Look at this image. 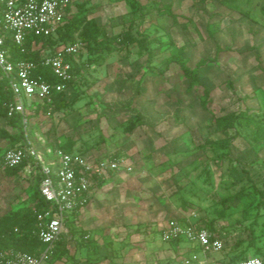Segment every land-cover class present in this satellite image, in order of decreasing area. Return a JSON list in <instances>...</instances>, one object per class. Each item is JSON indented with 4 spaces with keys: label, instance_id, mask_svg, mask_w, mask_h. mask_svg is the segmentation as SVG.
Here are the masks:
<instances>
[{
    "label": "rangeland",
    "instance_id": "374dc122",
    "mask_svg": "<svg viewBox=\"0 0 264 264\" xmlns=\"http://www.w3.org/2000/svg\"><path fill=\"white\" fill-rule=\"evenodd\" d=\"M75 3L106 30V41L89 46L77 35L84 50L61 117L36 116L32 128L50 144L60 138L75 151L117 154L128 169L110 174L67 220L59 256L43 264L264 260V205L254 192L264 189V0ZM181 48L199 72L190 93L174 62ZM203 87L211 90L207 110ZM242 112L228 133L218 127L220 117ZM135 116L142 120L129 134ZM1 131L13 129L0 119V160L11 146ZM207 140H231L229 153L200 147ZM35 176L0 167V221L26 209L37 216ZM191 214L201 226L213 222L222 251L163 240L170 220Z\"/></svg>",
    "mask_w": 264,
    "mask_h": 264
},
{
    "label": "built area",
    "instance_id": "2783aa9c",
    "mask_svg": "<svg viewBox=\"0 0 264 264\" xmlns=\"http://www.w3.org/2000/svg\"><path fill=\"white\" fill-rule=\"evenodd\" d=\"M74 1L0 0V79L7 80L13 95L8 117H22L25 138L24 143L4 152L0 167L6 170L24 165L27 174L39 173L41 196L50 204V208L37 211L36 216L37 236L48 246L47 250L40 256L17 250L0 251V264H43L52 246L60 241L69 217L90 205L96 186L105 182L110 174L128 169L121 158L110 155L68 153L62 148L60 138L50 144L46 136L32 128L30 115L35 114L38 105L47 106L46 111L40 110L38 118L51 117L56 97L68 93L75 78L72 59H77L84 49L79 42L56 51L40 44L37 47L38 61L16 60L6 43L12 41L22 54H26L29 38L56 36ZM39 66L50 68L57 82L50 83L37 75ZM198 221L196 214L170 220L161 231L163 240L186 241L205 254L222 251L225 247L223 237L201 226ZM232 264H263V261L251 257Z\"/></svg>",
    "mask_w": 264,
    "mask_h": 264
},
{
    "label": "trees",
    "instance_id": "16d2710c",
    "mask_svg": "<svg viewBox=\"0 0 264 264\" xmlns=\"http://www.w3.org/2000/svg\"><path fill=\"white\" fill-rule=\"evenodd\" d=\"M78 4L74 3L70 6L68 10V14L65 18L64 24L58 29L57 35L49 38H29L26 43L27 53L22 54L20 52V48L16 46L12 41H7L6 47H8L11 51V54L14 59L22 60V59H30L34 61L39 60V52L37 47L42 44L47 46L51 51H56L59 48H62L66 45L75 44L78 42L77 35L81 38L83 42L87 45L100 46L103 48L104 43L106 41L107 33L104 28H102L96 21L95 18H90L92 15L89 10L88 11H80L77 8ZM134 7L135 4H132ZM139 6V4H138ZM76 10V11H75ZM122 41V38L119 39ZM82 55L79 54L78 58ZM77 58V59H78ZM72 59L74 64L73 73H76V60ZM174 62L179 65L184 76L190 80V83L187 87V93H190L196 84H199V72L197 69H192L189 66V61L185 57V48H181L177 57L174 58ZM37 75L41 76L43 79L47 80L50 83L57 82V78L53 75L50 68L39 66L37 71ZM74 80L70 83V87L73 84ZM210 89L207 87H203L204 98L201 101V104L204 109H208V102L210 98ZM66 93L59 94L55 99V105L53 108V114H58L60 118V113L66 106ZM13 100L12 92L9 88V84L7 80L0 79V119L6 121L7 125L13 129V133H8L5 131H1V134L4 137H7L10 142V148L15 145L22 144L25 142L23 125H22V117L20 115H15L12 118L8 117V109L9 104ZM44 107V108H43ZM47 106L38 105L35 111V114L30 115V119L35 118L39 115L40 110L46 111ZM242 118H246V113L242 112L239 114L228 113L222 117H220L217 121L218 127L222 129L224 133H228L230 129H234L236 124L241 121ZM142 118L140 116H135V118L130 119V126L127 129V133H132L140 123ZM231 140L229 141H212L207 140L205 144L200 147H211L212 149L218 151L220 149L227 150L229 153ZM62 148L68 153H79L83 155H97L99 157H107V154H99L94 152L85 151H75L73 148V144L64 142L62 143ZM112 158H120L117 154H110ZM8 174L11 176L22 175L24 171V165H21L14 169H6ZM36 186L33 192L32 201L35 207L38 210H45L50 208V204L46 202V200L41 196L40 193V182L41 177L38 174L35 176ZM105 182H100L96 188L102 187ZM255 194L260 197V203L264 205V189H259L255 187ZM204 227V226H203ZM212 232L216 233L213 222H209L207 227ZM62 244V236L60 241L55 243L51 248V253L48 255L47 259L51 260L58 257V253L60 252ZM253 244V243H252ZM48 246L43 244L38 236H37V220L36 217L32 214L30 209H26L20 214H16L13 217L2 219L0 221V251L7 250H17L27 252L34 256H40L43 252L47 250ZM261 258V257H259ZM46 259V260H47ZM249 259L246 254H241L235 258H232L227 264L236 263L239 261H243ZM262 259V258H261ZM263 264L264 260L262 259ZM176 264V263H174Z\"/></svg>",
    "mask_w": 264,
    "mask_h": 264
},
{
    "label": "crops",
    "instance_id": "0c3cea01",
    "mask_svg": "<svg viewBox=\"0 0 264 264\" xmlns=\"http://www.w3.org/2000/svg\"><path fill=\"white\" fill-rule=\"evenodd\" d=\"M33 120V119H32ZM6 122V121H5ZM7 124V123H6ZM14 131H12L11 133H13ZM9 149V148H8ZM4 154V153H3ZM3 156V155H2ZM2 156H1V158H2ZM96 189H98V188H96ZM95 189V190H96ZM95 190H94V192H93V196H94V193H95ZM93 200V199H92ZM92 200H91V202H92ZM91 204V203H90ZM77 214V213H76ZM76 214H74V215H72V216H70L69 218H72V217H74Z\"/></svg>",
    "mask_w": 264,
    "mask_h": 264
}]
</instances>
